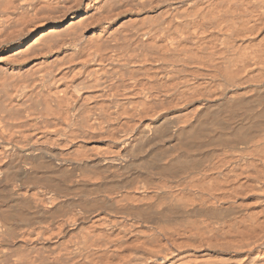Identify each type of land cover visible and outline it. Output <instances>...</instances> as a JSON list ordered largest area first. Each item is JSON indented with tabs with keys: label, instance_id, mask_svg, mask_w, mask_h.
Returning a JSON list of instances; mask_svg holds the SVG:
<instances>
[{
	"label": "bare ground",
	"instance_id": "1",
	"mask_svg": "<svg viewBox=\"0 0 264 264\" xmlns=\"http://www.w3.org/2000/svg\"><path fill=\"white\" fill-rule=\"evenodd\" d=\"M0 264H264V0H0Z\"/></svg>",
	"mask_w": 264,
	"mask_h": 264
}]
</instances>
